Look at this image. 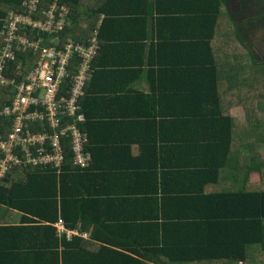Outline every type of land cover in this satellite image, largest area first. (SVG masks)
I'll return each mask as SVG.
<instances>
[{
    "label": "trees",
    "instance_id": "trees-1",
    "mask_svg": "<svg viewBox=\"0 0 264 264\" xmlns=\"http://www.w3.org/2000/svg\"><path fill=\"white\" fill-rule=\"evenodd\" d=\"M24 1L0 0V53L6 45V20L13 11L25 12ZM51 1L40 0V9L33 13V19L44 20L42 10H47ZM79 1L56 0L58 5L67 7V26L51 35L30 29V39L42 35L40 47L45 49L63 50L68 40L90 45L97 31L96 10L81 8ZM230 1L234 0H194L191 5L195 6H190L194 9L184 11L188 18H181L183 34L157 35L158 43L152 44L150 54L157 58L151 64L157 69L132 71L130 76L124 73L131 81L134 75L139 79L138 75L144 74L151 85L150 94L134 95L133 118L107 123L125 131L138 129L134 131V144L148 157L157 158L163 153L167 160L180 155L188 160L189 169L179 181L186 180L188 188L182 198L188 193L192 196L187 198L181 214H163L166 219L157 222L153 232H142L132 216L121 219L135 229L129 241L131 248L126 247L135 258L103 247L97 250L78 236L68 240L63 236L58 242L56 236L48 235L51 229L41 224L53 223L58 217L67 229L96 224L97 230L115 216V212L111 216L108 213L113 211L109 179L101 183L102 174L96 173L111 167L97 165L96 157L100 160L104 152L95 149L97 139L91 130L97 126L87 113L85 121L81 112L83 94L77 115L65 123L75 124L82 133L89 132L85 133L84 150L91 160L86 168L72 165L68 139L61 140L64 161L60 168L25 163L21 146L14 148L23 165H12L0 177V264H101L93 259L112 255L121 260L128 257L127 264H264V64H259L245 42L247 36L242 35L249 30L258 31L260 24L264 26V3L236 0L239 7L233 8ZM252 5L258 13L248 16ZM106 17L103 30L110 22ZM98 33V50L90 62L91 74L83 92L98 68L99 46L104 42ZM135 53H139L138 45ZM15 57L5 63L3 75L15 83L0 84V112L13 106L19 87L28 83L25 79L39 60L31 49L16 51ZM71 58L66 67L68 74L81 61L76 54ZM70 87L69 79L63 80L58 96ZM109 99L113 105L119 101ZM43 111L38 103L31 105L26 115ZM238 114L244 116V122ZM77 116L82 120L77 122ZM16 118L15 114L0 116V136L5 141L16 127ZM25 125L31 134L41 132L37 119L27 118ZM107 141H113V137H107L104 142ZM5 158L0 149V169ZM137 170L148 174L150 169ZM66 175L78 182L72 193L61 187ZM77 176L81 178L75 179ZM207 187L209 191L204 192ZM16 212L21 213L20 225L11 224ZM45 237L52 238L42 241Z\"/></svg>",
    "mask_w": 264,
    "mask_h": 264
},
{
    "label": "crops",
    "instance_id": "crops-1",
    "mask_svg": "<svg viewBox=\"0 0 264 264\" xmlns=\"http://www.w3.org/2000/svg\"><path fill=\"white\" fill-rule=\"evenodd\" d=\"M193 1H79L81 8H94L96 10L97 31L95 32L100 31L104 39V42L99 46V57L96 60L98 68L96 67L93 78L84 89V98L80 106L83 108H81V112L85 116V121L87 119L85 114L87 113L91 118L90 121L97 126L91 130L97 139L95 149L104 152L102 158L100 156V160L99 156L96 157L97 165L104 168L105 166L111 167L109 171L96 173L102 174L101 183L109 179L108 183L112 188L109 200H111L113 211L108 213L111 216L115 212V216L110 218V222L103 223L97 230H95L96 224L87 226L79 224L76 229H67L59 217L53 223L41 224L42 227L48 226L51 229V233L48 235L56 236L58 242L63 236L67 240L70 237L78 236L90 241V246L97 250L103 247L135 258L136 256L128 249L131 248L129 241L135 229L130 223L122 222L121 219L132 216L135 218V224L141 227L142 232L144 230L153 232L157 230V222L166 219V217H162L163 214L171 213L170 216L181 214V208L187 205L184 203L192 195L188 193L186 198H182L185 196L183 194H186L185 189L188 188L185 186L186 180L179 181V179L182 178V173L189 169V164L186 162L188 160L181 155L172 161V158L167 160L163 153L157 158L148 157L142 154L134 144L137 140L134 131H138V129L125 131L124 129H115L107 123L121 118L131 119L134 117L132 116L134 95L136 93L150 94L151 85L144 78V74L138 75L139 79L134 75V79L131 81L130 73L132 71L152 72L157 69L155 64L151 65L157 60V58L150 57L152 44L158 43L157 35L183 34L184 24L182 25L181 18H188L189 15H185L184 11L191 12L194 9V7H190L195 6V4L191 5ZM156 7H158V11H156ZM89 13L93 12L89 11ZM178 13L184 17L178 16ZM105 17L110 19V22L106 24L103 30L101 27L103 28L104 23L102 21ZM161 18L165 19L162 21ZM166 18L169 19L166 20ZM80 25L85 28L83 21ZM137 45L139 53H135ZM156 48L157 46L155 50ZM125 72L129 74L128 77L124 74ZM109 98L119 101L113 105ZM104 99H107L105 103H103ZM85 133L88 135L89 132L85 131ZM124 136L126 139L122 138ZM107 137H113V141L104 142ZM189 154L195 158L193 153ZM139 168L144 171L146 168L150 170L146 172L148 174L135 172ZM70 177L71 175H66L62 178L64 183L61 187L65 189V192L72 193L71 191H76L77 186L74 185L78 182H74L72 180L74 178ZM79 178L81 177H75V179ZM95 187L97 188V186ZM208 191V187L204 189V192ZM20 218L21 213L16 212L11 224L20 225ZM94 230L95 232H93ZM51 238L45 237L42 238V241ZM93 260L101 264H121L123 262L127 264V260L130 261L128 257L121 260L118 255ZM142 261L144 262L145 259Z\"/></svg>",
    "mask_w": 264,
    "mask_h": 264
},
{
    "label": "built area",
    "instance_id": "built-area-1",
    "mask_svg": "<svg viewBox=\"0 0 264 264\" xmlns=\"http://www.w3.org/2000/svg\"><path fill=\"white\" fill-rule=\"evenodd\" d=\"M39 4L40 0H25L23 2L25 12H11L4 26L3 36L6 45L0 53L1 85L8 86L15 83L7 79L3 72L6 61L16 59V51L31 49L39 60L37 66L25 79L28 83H23L19 87L13 106H7L3 112H0V116L13 114L17 116L16 127L9 140L5 141L0 136V149L6 154L0 169V177L12 165H23V160L14 153V148L18 146H21L25 163H31L33 166L49 165L50 168H60L64 161L62 139L69 140L73 166L84 169L91 160L90 155L84 150V143L87 141L85 133L80 132L75 124L65 123V120L75 117L79 111V100L84 94L83 87L91 74L90 62L98 50L96 33L92 35L90 45L87 46L68 40L63 50L41 48L42 35H36L37 39L31 40V35H28L30 29L50 35L60 32L67 26V7L58 5L56 0H52L49 8L42 10L45 15L44 20L33 19V13L40 9ZM51 41L54 42L53 39ZM73 54L79 56L81 61L75 65L71 74H68L66 67ZM65 79H69L71 87L58 96L60 85ZM34 93H37L36 98H33ZM38 103L44 107V111L38 114L33 112L27 116L28 108ZM27 118L39 120L41 132L31 134L26 129ZM76 120L81 121V116H77Z\"/></svg>",
    "mask_w": 264,
    "mask_h": 264
},
{
    "label": "rangeland",
    "instance_id": "rangeland-1",
    "mask_svg": "<svg viewBox=\"0 0 264 264\" xmlns=\"http://www.w3.org/2000/svg\"><path fill=\"white\" fill-rule=\"evenodd\" d=\"M231 5L233 8H238V3L236 0L230 1ZM264 3V0H263ZM258 13V8L254 7V5L250 6L247 14L248 16H254ZM244 37L247 36L246 43H248V47L250 50L253 52L256 60L259 62V64H264V26L260 24V28L258 31H252L249 30L248 33L247 31L242 34ZM238 119L241 122H244V116L242 114H238ZM256 175L253 176V179H256Z\"/></svg>",
    "mask_w": 264,
    "mask_h": 264
}]
</instances>
